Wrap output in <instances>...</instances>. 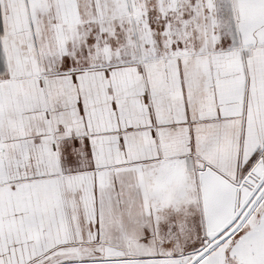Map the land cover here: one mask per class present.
<instances>
[{
	"label": "snow or ice",
	"instance_id": "6c2138e0",
	"mask_svg": "<svg viewBox=\"0 0 264 264\" xmlns=\"http://www.w3.org/2000/svg\"><path fill=\"white\" fill-rule=\"evenodd\" d=\"M0 264H264V0H0Z\"/></svg>",
	"mask_w": 264,
	"mask_h": 264
}]
</instances>
